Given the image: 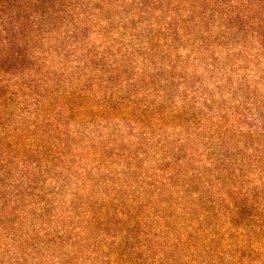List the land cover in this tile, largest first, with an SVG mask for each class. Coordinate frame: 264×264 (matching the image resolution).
Returning <instances> with one entry per match:
<instances>
[{"label":"trees","instance_id":"16d2710c","mask_svg":"<svg viewBox=\"0 0 264 264\" xmlns=\"http://www.w3.org/2000/svg\"><path fill=\"white\" fill-rule=\"evenodd\" d=\"M0 264H264V0H0Z\"/></svg>","mask_w":264,"mask_h":264}]
</instances>
